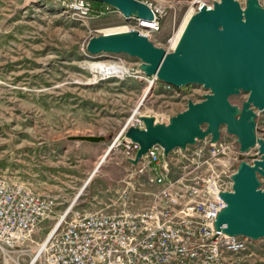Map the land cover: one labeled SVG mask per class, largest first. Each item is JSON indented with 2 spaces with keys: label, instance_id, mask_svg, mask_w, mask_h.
Wrapping results in <instances>:
<instances>
[{
  "label": "rangeland",
  "instance_id": "rangeland-1",
  "mask_svg": "<svg viewBox=\"0 0 264 264\" xmlns=\"http://www.w3.org/2000/svg\"><path fill=\"white\" fill-rule=\"evenodd\" d=\"M138 1L161 13L160 34L152 41L163 49L199 0ZM236 1L242 6L246 2ZM134 25L116 11L105 16L93 12L92 19L81 22L64 0H0V177L37 194L56 197L62 203L56 215L74 201L105 150L127 125L148 85L140 78V60L125 54L90 55L87 43L109 30L123 33ZM104 64L122 66L126 73L101 75L91 68ZM209 93L199 85L168 91L158 82L134 120L150 116L157 123L168 119L166 124L185 111L189 101L199 103ZM246 98L241 92L229 101L241 106ZM256 135L264 140L263 114L257 117ZM86 137L103 141L83 140ZM173 158L171 155V163ZM107 171H113L114 177L132 175L120 181H149L148 174L136 175L139 168L113 148L77 198L79 211L99 209L93 189L106 179ZM55 217L41 223L22 251L0 249V264H29L35 243L47 236ZM244 256L248 264H264V238L250 240Z\"/></svg>",
  "mask_w": 264,
  "mask_h": 264
},
{
  "label": "built area",
  "instance_id": "built-area-1",
  "mask_svg": "<svg viewBox=\"0 0 264 264\" xmlns=\"http://www.w3.org/2000/svg\"><path fill=\"white\" fill-rule=\"evenodd\" d=\"M66 2L81 22L92 19L93 12L105 16L114 11L106 5L97 12L86 0ZM218 2L199 0L192 8L193 14L203 6L212 9L213 3ZM258 2L264 9V0ZM148 7L153 19L147 27L140 26L145 23L138 19L129 20L135 23L131 29L155 41L162 15L156 8ZM170 40L163 48L166 52ZM139 74L148 84L159 82L140 70ZM162 86L168 91L174 88L164 83ZM254 113L257 123L263 113L256 109ZM132 126L144 129L139 119L133 120ZM124 133L123 128L113 141L114 149L130 162L139 146L125 138ZM228 136L232 135L221 127L217 143H211L210 137L196 140L184 151L175 149L167 157L163 148L154 146L137 165L130 162L139 168V173L148 174L149 181L119 182L115 192L118 206L112 212H81L74 200L56 215L62 205L56 197L37 194L0 177V248L22 251L41 223L56 216L47 236L35 243L36 251L29 264H248L244 253L249 250L250 239L225 234L224 225L217 230L215 220L225 208L221 195L232 192L231 176L242 160L251 165L258 158V145L242 154L236 137L230 140ZM171 155L175 156L173 163ZM137 195L146 201L137 205Z\"/></svg>",
  "mask_w": 264,
  "mask_h": 264
},
{
  "label": "water",
  "instance_id": "water-1",
  "mask_svg": "<svg viewBox=\"0 0 264 264\" xmlns=\"http://www.w3.org/2000/svg\"><path fill=\"white\" fill-rule=\"evenodd\" d=\"M70 1V0H65ZM111 7L127 19L152 21L151 9L138 0H86ZM90 55L125 54L140 60L147 77L179 89L199 85L210 93L199 103L189 101L187 109L169 118L168 124L155 123L150 116L139 120L144 129L129 127L125 138L137 143L133 165L154 146L167 157L175 149L185 150L196 140L220 139V128L236 137L242 154L258 145L252 164L242 160L231 176L232 192L221 195L225 203L215 220V228L225 226L229 236L264 238V141L256 137V114H264V9L258 0H220L212 9L205 6L188 20L181 37L169 53L155 47L138 32L129 31L91 38ZM247 94L241 106L230 103L231 96ZM91 142L100 137H86Z\"/></svg>",
  "mask_w": 264,
  "mask_h": 264
},
{
  "label": "bare ground",
  "instance_id": "bare-ground-1",
  "mask_svg": "<svg viewBox=\"0 0 264 264\" xmlns=\"http://www.w3.org/2000/svg\"><path fill=\"white\" fill-rule=\"evenodd\" d=\"M197 1L198 0H194L193 3H196ZM193 12H194V10L192 9L190 12H188V14H186V16L184 17V19H183V21H182V23H181V25H180V27L178 29L177 34L174 36V38L173 37L171 38L170 45L168 46L170 48L169 49V53L173 52V50L175 49V47H176V45H177V43H178V41H179V39L181 37V34H182V32H183V30H184V28H185L188 20L193 15ZM140 22L145 23V24L140 25V26H143V27H147L148 26L147 25L148 21L142 20ZM109 31L105 35L114 34V33H111V31L110 32ZM129 31H135V32H137V30H133V29H128L127 32H129ZM149 42H151L155 47L161 48V47L155 45L152 41H149ZM91 68L94 69V70H96L97 72H99L101 75H107V74L122 75V74L126 73V69L124 67H122V66H107V65L105 66V64H104V65H96V66H93ZM153 87H154V84H148L147 87L145 88V90L143 91V94H142V97H141L140 101L138 102L136 108L134 109V112H133L132 116L128 119L127 125L124 127V130L125 131L129 127H132V121L134 120L135 115L138 112V109L141 107V104L144 101V99L151 93ZM168 122L166 124H168ZM155 123H157V122L155 121ZM161 124H163V123H161ZM114 147H115V144L114 143L111 144L110 146H108V148L105 150L104 154L102 155V157L100 158V160L98 161V163L96 164V166L94 167L93 171L85 179L83 185L78 190L77 195L75 196L74 200H77V198L84 192V190L87 188L89 182L91 181V179L93 178V176L98 172L99 168L105 162V160H107V157L109 156V154L111 153V151H112V149Z\"/></svg>",
  "mask_w": 264,
  "mask_h": 264
},
{
  "label": "crops",
  "instance_id": "crops-1",
  "mask_svg": "<svg viewBox=\"0 0 264 264\" xmlns=\"http://www.w3.org/2000/svg\"><path fill=\"white\" fill-rule=\"evenodd\" d=\"M119 168H121V170L125 169L124 167H119ZM126 170H127V168H126ZM137 174H142V173L138 172V173H136V175ZM133 175H135V174H133ZM131 176L132 175H129V176L118 175V177H114L113 171L112 172L107 171L104 175V177L106 179L105 180L103 179V180L97 182L96 188L93 189L95 192L94 193L95 198H97L99 200L96 204V207L99 208L97 210H105L107 212L114 211V209L118 206L117 195L114 194L117 191V187H118L117 185L119 182H121L120 180L129 179ZM137 180H138V178H137ZM143 180H146V178H143ZM115 183H116V185H114ZM112 190H113V193H112ZM105 200L107 201V203L105 202ZM139 200H141V202L144 203L146 201V198L143 196L137 195L136 196L137 205L140 203ZM107 205L110 208L104 209L103 206H107Z\"/></svg>",
  "mask_w": 264,
  "mask_h": 264
},
{
  "label": "trees",
  "instance_id": "trees-1",
  "mask_svg": "<svg viewBox=\"0 0 264 264\" xmlns=\"http://www.w3.org/2000/svg\"><path fill=\"white\" fill-rule=\"evenodd\" d=\"M92 5H93V9L97 12L99 11H103V9H105L106 5L104 4H100V3H93L92 2Z\"/></svg>",
  "mask_w": 264,
  "mask_h": 264
}]
</instances>
